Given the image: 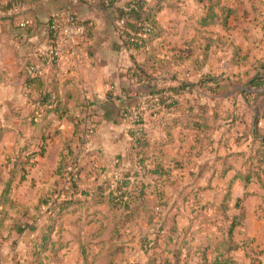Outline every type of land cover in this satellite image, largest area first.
Instances as JSON below:
<instances>
[{
	"label": "trees",
	"instance_id": "trees-1",
	"mask_svg": "<svg viewBox=\"0 0 264 264\" xmlns=\"http://www.w3.org/2000/svg\"><path fill=\"white\" fill-rule=\"evenodd\" d=\"M175 2L153 0L152 3H144L142 0H135L119 11L116 17L114 16V27L117 32V25L124 20L125 23L121 26L124 37L123 47L130 52L146 49L148 44L157 37L156 15L165 8H176L177 2ZM201 2L205 8L200 21L202 26L219 24L226 29L229 18H238L237 15L240 12L244 16L248 14L243 0H202ZM256 2L258 3L254 0L252 8H255V11L252 12L257 21L259 12ZM11 3L12 6L17 5L15 1ZM83 23L89 24L84 21ZM45 27L46 24L44 29ZM145 28L150 29V32L140 37ZM218 42L222 41L218 40ZM233 51L234 56H238V50ZM151 59L152 57L148 56L143 57L141 61L133 62L126 74L134 83L124 95H107L108 101L112 98L116 102L123 101L121 107H117V114L127 125L126 130L132 140L131 151L136 158V170L131 172L119 167L113 175L114 179H117L114 185L100 183L90 190L81 189L79 181L82 174H86L88 178L93 177L95 170L100 167L95 152L85 148L96 127L105 120L104 115L99 112V105L92 101H80L71 79L59 81L58 61L51 62L52 73L48 78L49 83L46 84L43 82L40 70L36 74L27 69L26 84L37 82L40 85V93L34 109L26 115L21 116L17 111H10L6 115L7 120L16 118V120L19 119V123L14 124L8 131L13 133L16 153L7 171L8 179L0 192V242L3 241L6 212L9 208L16 207L8 197L12 183L19 182L24 177L26 168L28 166V169L32 168L35 165V159L44 155L49 141L60 135V124L66 118L73 125V133L70 138H65L63 141L54 175L61 179V183L63 180L67 184L70 183L66 190L69 194L64 197V201L49 205L47 212L50 216L55 213L53 215L60 218L73 209L81 210V207H86L85 210L93 206L107 207L108 212L113 215L110 221L113 223L116 236L120 234V228L129 225L128 243L135 242L140 246L145 256L144 264H181L183 258L189 261L192 257H198L200 252L203 255L208 253L211 257L209 262L205 259L204 264H238L230 254L244 249L246 252L251 250L248 249L249 245L246 241L237 243L233 240V232L235 228L242 225L244 214L241 210L233 216L227 214L228 207L225 204H228L231 198L229 189L224 193L221 202L225 205L222 216L228 225L220 229V232L212 233L211 237L201 241L204 245H193L195 233L191 230L192 225L179 230L174 217L172 218L174 224L167 223L169 210L162 204L165 184L170 182L174 184V190L180 194L183 192L176 182L180 181L181 176L173 178L171 168L175 163L170 162L171 160L167 161L163 147L169 144L170 131L175 128L192 130L201 134L202 137L196 139L197 145H203L204 137L208 140L207 135L211 126L201 103L204 91L216 93L219 85L229 91L238 87L240 89L236 91H239L245 104L254 101L257 97H264V64L260 65L259 71L246 81H230L226 74H207L195 84L181 83L174 88H161L157 85L156 68L154 63H151ZM192 92L195 94V99L185 101L182 96ZM69 100L74 107L78 108L77 114L70 111ZM230 116L231 122H242V116L236 115L235 111ZM257 120H259L258 112ZM23 129L27 131V134L22 131ZM159 129L160 133L167 137L162 138L159 131L154 132ZM253 139L254 146L251 147L244 164L246 173L241 179L245 186L254 180L264 190V134L254 130ZM75 147L84 149L77 153ZM178 168L184 169L181 164ZM98 176L95 175V179H98ZM149 183L153 186L152 188ZM240 203L241 200H237L236 206L239 207ZM211 207L215 210L218 208L214 205ZM93 212V215H96L100 211ZM50 216L49 219L52 218ZM56 223L57 221L54 220L39 226L36 223L35 227L38 226L39 230L29 243L30 249L27 254L30 259L29 264H42L41 255L52 250L55 244L51 236L55 231ZM131 223H133L132 228ZM24 227V224L20 225L18 221H14L7 230V239L21 235ZM134 227L136 230L140 227L145 231L141 229V231H133ZM117 250L118 253L123 252V248H117ZM262 252L260 251V254ZM0 264H2L1 254ZM109 264L123 263L111 260Z\"/></svg>",
	"mask_w": 264,
	"mask_h": 264
},
{
	"label": "crops",
	"instance_id": "crops-1",
	"mask_svg": "<svg viewBox=\"0 0 264 264\" xmlns=\"http://www.w3.org/2000/svg\"><path fill=\"white\" fill-rule=\"evenodd\" d=\"M12 1L0 0V140L10 136L13 145V133H8V131L13 128L14 124L19 123V119L15 118V120L9 121L6 115L10 111H17L21 116H24L35 107L40 93V85L37 82L26 84L28 67L35 66L40 70L43 82L49 83L48 78L52 73L51 66L42 61L38 51L47 49L48 40L44 34V26L49 17L61 9L70 8L81 21L89 22L88 25L91 28L80 59L74 60L63 56L58 61V79L60 82L71 79L80 101H92L99 105V112L104 115L105 120L96 127L92 136L106 126H113L121 128L124 136L129 137L126 130L127 125L117 114V107H121L123 101L116 102L114 98L108 101L107 95H124L132 87L134 81L127 77V70L134 61H141L143 57H152L151 63H154L156 68L157 85L161 88H174L181 83L195 84L205 78L207 74H226L230 81H246L259 71L260 65L264 64V39L259 42V35L255 34V31L259 30V25H254L253 28L248 24L247 21L250 20H253L252 23H254V13L248 10L244 0V5L248 10L247 16L240 12L237 15L238 18H229L226 29L219 24L208 26L200 24L205 12L202 0H173V2H177H175L176 8H165L156 15L157 37L148 44L146 49L134 52L123 47L124 37L115 30L114 16L116 17L119 11L131 5L135 0H24L23 10L19 14L11 15L10 10L14 8ZM142 1L144 3L153 2V0ZM255 1H258L259 15L264 16V11L260 7V3L264 0ZM250 2L252 4L254 0H250ZM22 19L30 22L26 28H20L18 25ZM243 22H247L248 27L242 25ZM261 25H263L262 21ZM239 26H243L242 29ZM182 29H189V31ZM253 29H256L254 39L248 35L244 37V41L248 45L246 53L240 44H236L227 35V32L232 30L244 33V35L245 33L253 34ZM188 32H191V35L186 37ZM218 40L222 42L220 43ZM234 49L238 50V56H234ZM236 89L240 88L235 87L229 91L219 85L216 93L204 91L201 101L204 113L210 120L214 110V112H221L212 104V102L214 103L213 98L228 100L231 95H237V103L231 110L235 111L236 115L242 116V122H231V114L225 117V120L231 123L225 126L229 128L228 132H231L227 139L221 140L219 137L215 141L213 139L215 129L211 123V129L207 135L208 140L204 137L202 146L197 145L196 139L197 137L201 138L202 135L196 131L182 128L170 131L169 144L163 147V153L167 161L171 160L170 162L175 163L171 168L172 176L173 178L181 176L182 183L181 179L176 182L183 193L180 194L174 190V184L168 182L164 187L165 194L162 204L172 211L178 207L176 206L178 197L183 196L182 198L186 197L187 199L195 192L200 193L211 189H213V194H220L221 189L214 190L216 185L226 187V190L229 189L231 197V201L227 204V213H229L230 203L233 201L235 203L233 208L237 213H233L231 216L238 214L240 210L244 214L242 225L235 228L233 232V240L239 243L245 241L236 239L238 232L245 236L243 231L245 230V233L246 231L248 234L250 233L249 236H254L252 232H248L252 214L246 208L244 201L253 197L255 198L254 202L263 204L264 208V190L259 183L253 180L245 186L241 179L246 173L245 161L251 147L254 146L253 131L256 130L259 134H264V97H257L254 101L245 104ZM182 97L185 101H191L195 99V94L194 92L187 93ZM68 106L71 112L78 113V108L74 107L71 100H69ZM257 112L259 120H257ZM117 120H121V122L117 123ZM241 127L245 129L241 130ZM59 130L60 135L50 140L49 143L57 139L63 142L65 138H70L73 133V125L65 118L61 122ZM151 131L153 134V130ZM157 131L161 132L160 129L154 132ZM160 135L162 138L167 137L162 133ZM90 150L95 152L97 160H99V150ZM232 156L235 157L238 164L232 163L222 169L219 164ZM200 162H202L201 166ZM212 162L215 163L213 167ZM97 163L99 164V161ZM179 164L184 169H179ZM204 178L208 180L205 185H201ZM150 187L153 186L150 184ZM239 199L241 203L238 207L236 202ZM183 203L187 210L196 205L186 207L190 202L186 203L183 200ZM170 211L167 223L170 224L169 220H171V224H174ZM175 224L179 230L190 225H192L191 230L194 228L192 221L179 222L177 217ZM262 231L263 247L260 249L263 251L261 259H264V226ZM215 232L217 233L214 228L200 229L194 232V239L203 241ZM200 235L203 237L200 238ZM113 239L115 240V238ZM126 254L110 251L106 264L113 261L115 255L124 256ZM141 257V264H144L143 252H141ZM119 262L128 264L131 261L124 258Z\"/></svg>",
	"mask_w": 264,
	"mask_h": 264
},
{
	"label": "rangeland",
	"instance_id": "rangeland-1",
	"mask_svg": "<svg viewBox=\"0 0 264 264\" xmlns=\"http://www.w3.org/2000/svg\"><path fill=\"white\" fill-rule=\"evenodd\" d=\"M244 1L247 3L248 10L255 11V8H252L253 3L250 4V0ZM228 3H230V1H228ZM255 5L258 10V3L256 2ZM260 7L264 11V2L260 3ZM257 19V21L254 19V23H252L253 20L247 21L253 28L254 25H259V30L253 29V34L245 33L244 35V33L242 34L236 30L227 32L229 38L231 37L236 44L241 45L244 53L247 52L248 47L244 41L246 35L254 39V31L256 30L255 34L259 35V42L264 39V16L259 15ZM261 21L263 25H261ZM247 22H243L242 25L248 27ZM242 27L243 26H239L241 29ZM183 31H189V29ZM190 33L191 32L186 33V37L191 35ZM236 103L237 95L235 94L231 95L228 100L215 99L214 103L212 102L214 107H217L221 111L214 112V110L210 118V123L215 129L213 133V139H215V141L219 139V137L221 140L224 138L227 139L231 134V132H228L229 128L225 127L231 123L225 120V117L232 114L231 109ZM221 115L222 117H220ZM120 122L121 120H117V123ZM243 129L245 128L241 127V130ZM22 131H25V129ZM24 133L27 134V131ZM124 135L125 134L121 128L106 126L89 139L85 148L88 149V151H90V149L99 150L100 159L98 161L100 167L94 172L95 175L99 176L98 179H95V175L88 178L86 174H82L79 181V187L81 189L90 190L92 187L100 183L114 185L117 179L115 180L113 175L116 174V169L119 167H123L124 170L128 169L131 172L136 170V158L131 151L132 146H130L132 140L130 137ZM61 144H63V142L59 139L49 143L45 148L44 155L35 159V165L30 169H28L29 166L26 168L24 177L19 182L16 181L12 183L8 197L16 207L7 210V215L3 223V241L0 242L2 264H29L30 259H28L27 254L30 249L29 243L31 242V238L35 233L37 234L39 225H43L47 221L49 223L53 220L57 221L55 231L51 236V240L55 245L50 252L41 255L42 264H106L108 262V253H110V251H115L118 254L117 248H123L122 253L127 254L124 256L115 255L113 261L119 262L126 258L131 261L128 264H141V252L143 251L140 246L135 242L128 243V240L130 239L127 231L129 225L120 228V234L116 236L113 223L110 221V217L112 218L113 215L108 212L107 207L93 206L89 210H85L86 207H81V210L73 209L68 213L63 214L60 218L54 216L53 214L55 213L50 216L47 212V208L50 204L64 201V197L69 194L66 190L70 186V183L67 184L65 180L61 183V179L59 180V178L54 175L62 150ZM76 148L77 147H75L77 153H80L81 149H84ZM14 153H16V146L13 145L10 136H7L6 138L4 137L0 140V192L4 188V184L8 179L7 171L11 165ZM79 156L81 157V155ZM201 158L202 156L200 159ZM232 163L238 164L233 156L226 159L223 163H220L219 166L223 169L225 166L231 165ZM211 164L212 167L215 165L214 162ZM199 165L201 166L202 162H200ZM202 180L201 185H205L208 179L204 178ZM218 189L222 190L220 194H213V189H211L209 191H201L200 193L195 192L187 199L186 197L182 198L183 196L178 197L176 199V206L178 207L175 210H169L170 215L175 219L177 217V221L179 222L186 223L187 220L188 223V221H192L194 225V228L192 229L193 232H197L200 229L209 230L211 228L220 232V229L225 228L228 225V222H226L222 216L223 207L227 204H221L222 197L225 195L226 187L216 185V189L214 190L217 191ZM183 200L186 203L187 201L190 202L186 207L193 204L196 205L189 207L190 209L187 210ZM194 201L195 203H193ZM229 201H231V198ZM254 201L255 198L253 197L246 202L244 201L246 208H248V211L252 214L250 223L248 224V232H252V235L254 234V236H249L250 233L248 234L247 231L245 233V230H243L245 236L240 232H238V236H236V239L239 241H246L249 245L248 249L251 250L246 252L244 249L230 254L238 264H264V259H261L260 254V248L263 247L262 229L264 226V208L263 204ZM234 204L233 201L230 203V211L227 213L229 216L233 213H237L233 208ZM211 205L218 208L216 210L215 208L212 209ZM95 210H99V214L93 215V211ZM49 216L52 218L49 219ZM14 221H18L20 225L24 224L25 227L23 228L21 235L18 237L7 239V230H9V227ZM36 223L38 224L37 227H35ZM169 223L171 224L172 221L169 220ZM213 224L216 225L212 226ZM132 225L133 223L130 224L131 228ZM137 229L140 230L141 228L137 227ZM138 230H136L135 227L133 228V231ZM141 230L143 232L145 231V229ZM219 235L221 236V234ZM202 237L203 235H200V238ZM113 238H115V240ZM198 241L199 239H194L193 245H204L203 242ZM201 253L202 252H200L198 257H192L189 261L183 258L181 264H204L203 262L205 259L209 262L211 259V257H209L210 255L208 253H205V255ZM190 255L192 256V252Z\"/></svg>",
	"mask_w": 264,
	"mask_h": 264
},
{
	"label": "built area",
	"instance_id": "built-area-1",
	"mask_svg": "<svg viewBox=\"0 0 264 264\" xmlns=\"http://www.w3.org/2000/svg\"><path fill=\"white\" fill-rule=\"evenodd\" d=\"M17 3L11 8V15L19 14L24 8V0H13ZM121 21L117 27V33L123 37ZM30 22L22 19L19 22L20 28H26ZM89 25L83 23L80 18L70 9L65 8L54 12L46 22L44 34L47 37L48 45L46 50H39L38 54L43 62L50 65L52 61H59L63 56H68L74 60H79L83 53V47L89 33ZM150 29L145 28L140 37L149 33ZM30 72L38 73L35 66L28 67Z\"/></svg>",
	"mask_w": 264,
	"mask_h": 264
}]
</instances>
